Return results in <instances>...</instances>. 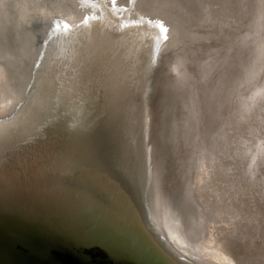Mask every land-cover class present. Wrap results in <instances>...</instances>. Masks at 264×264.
<instances>
[{"label":"water","instance_id":"obj_1","mask_svg":"<svg viewBox=\"0 0 264 264\" xmlns=\"http://www.w3.org/2000/svg\"><path fill=\"white\" fill-rule=\"evenodd\" d=\"M211 1L192 0L191 4L187 3L190 6H180L189 16H181L182 21L178 20V34L164 36L161 33L159 40H165L161 50H157V43L153 47L133 41L134 32L137 34L133 27H128L124 33H120L119 28L109 31L95 27L93 19L78 25V22L69 21L72 17L48 13L51 8L46 13L43 4L33 2L36 11L39 9L30 12L38 39L30 45L32 50L23 64L30 66V57L43 48L45 57L43 53L39 54L35 69L40 70L38 66L42 62L48 67L62 59L81 69L77 79L79 84L76 89L70 86L71 91L65 94L61 110L41 120L53 123L51 130L55 142L46 160H38L36 152L27 149L12 153L13 145L26 134V131L18 133L15 125L25 118L28 109L49 101L51 92L53 99L58 97V92L68 83H62V87L53 74L42 78L43 75L38 76V71L33 69L30 77L28 71L25 90L16 95L20 96L16 106L24 107L15 118L3 121L0 117V154L12 162L17 158L23 163L27 159L31 162L30 167L20 171L17 185H22L26 196H34L35 189L43 191L35 192L41 200L29 204L26 212H18L23 215L21 221L28 228L0 224V264H206L193 252L189 251L191 255L179 250L172 238L163 233L161 228L164 230V227L153 214L164 219L160 213L164 209L168 218L172 217L175 203L170 197L168 148L176 139L177 111L182 109L186 84L191 80L193 83L194 69L198 73L202 68L206 72L215 69L216 64L210 57L208 62L205 61L208 66L199 59L203 60L212 50L216 52L215 39L222 37L220 30L227 27L221 20L226 12L222 5L219 6L222 9L219 18L210 17L207 4ZM83 2L92 9L103 8L104 11V2ZM7 5L13 7V0H0V11ZM136 7H140V3ZM110 12L107 14L111 15ZM172 13L178 15L175 9ZM104 20V27L115 23L112 17L105 16ZM211 21L221 28L211 25ZM180 25L185 34H181ZM157 29L162 28H146L148 37L155 39ZM65 39L75 42L77 47L92 39L94 47H81L83 54L72 59L69 55H60L59 44ZM109 42L111 44L107 45ZM51 46L54 48L50 49ZM72 51L74 53L76 48ZM146 55L151 57L150 62ZM9 62V53H0V75ZM17 79H9L11 91L16 90ZM1 84L4 85L1 91L6 93V81L2 80ZM69 84L74 83L69 81ZM147 116L148 133L145 132ZM155 123L157 136L160 134L156 154L152 148ZM148 153L156 155L157 162L159 156L163 179L159 187L161 203L158 202V186L153 187L146 177ZM46 161L45 169L52 171L44 170V176L49 179L52 175V180L44 187V183L38 181L42 173L39 168L44 167ZM0 175V196L6 198H0L1 203L11 197L12 187L1 172ZM35 207L42 209L48 223L46 227L52 229V233L37 230L35 224L40 222L41 214L35 212ZM147 213H150L151 222L145 216ZM175 215L178 218L181 214Z\"/></svg>","mask_w":264,"mask_h":264},{"label":"rangeland","instance_id":"obj_2","mask_svg":"<svg viewBox=\"0 0 264 264\" xmlns=\"http://www.w3.org/2000/svg\"><path fill=\"white\" fill-rule=\"evenodd\" d=\"M211 2L210 17L222 5L227 27L215 69H194L185 86L169 148L170 197L180 195L177 219L201 209L199 243L217 262L264 264V0Z\"/></svg>","mask_w":264,"mask_h":264},{"label":"bare ground","instance_id":"obj_3","mask_svg":"<svg viewBox=\"0 0 264 264\" xmlns=\"http://www.w3.org/2000/svg\"><path fill=\"white\" fill-rule=\"evenodd\" d=\"M36 1L40 2L47 8V9L45 8L46 13L49 11V8H51V10L48 13L53 12L55 14H59L60 16H66L69 18L72 17L73 19H69V21H72L73 23L78 22V25L89 23L93 19V23L95 27L99 26V28L101 29L106 28V30L109 31H113L114 28H119L118 30L121 29L120 33H124L125 30L128 29V27H133L137 29V34H135V32L134 34L132 33L134 36L133 41H139V42L142 41L144 44H148V45L151 44L153 47H155V44L157 43V46H159L157 50H161L162 47L160 46L165 45V40L164 41L159 40L162 34H164V36L165 35L169 36L171 34L174 35L178 34L177 31V28L179 27L178 20H181V16L183 17H186V15L189 16V14L185 12L184 9L182 10L180 9V6L185 4L187 6H190L192 0H174V1L173 0H143L142 2L141 0H13V7L7 5L4 10L2 9L0 11V53L7 52L9 53L11 58V62L8 63L7 68L5 69V67H3V70L1 69L2 73L0 75V85H1L0 91L2 90V86H4L3 84H1V81L2 80L6 81L5 84L6 93L5 91L0 92V117H3L2 120L7 121L9 119L15 118L18 114V111H20L24 107V105L16 106V103L20 98V96H16V95H20V93L23 90H25L26 87L25 83H26L28 71L30 77L34 69V71H38L39 73L38 76L43 75L42 78L48 77L53 74L56 77L60 86H62V83L64 84L68 83L67 87L66 86L64 87L62 86L63 88L61 87L62 89L58 92V97H55L53 99V92H51L48 95V99L50 103H47L48 100L46 102L42 101L40 106H35L34 109H31L30 106L27 104V107H29L30 109L27 110L25 118L21 120L19 125H15L18 133L26 131V134L23 137V139L20 140L19 143L13 145L12 153L14 152L21 153L24 149H27L28 151H35L38 160L41 158L46 160L52 148L54 147V142H55L54 135L51 130V126L53 125V123L51 121H46L44 123L41 122V120L44 117L50 115L51 113L61 110L65 94L70 93L71 91L70 86L73 89H76L77 84H79L77 82V79L81 68L78 66L72 67L67 59H62L52 62V64L49 65L48 67L45 66L46 64L44 62H42L38 66L40 70L35 69V65L38 63L37 60L39 54L41 55V53L44 52L43 48L38 49L35 53V56L33 55V57H30L31 58L29 61L30 66L29 64L28 65L23 64V60H25V58L29 56L32 50L31 46L34 40L38 39L37 29L34 28V26H36V23L32 22L30 15V12L39 11V9L36 11V7L33 4V2ZM83 1H88L90 2V4L92 3L102 4L104 2L103 3L104 5H102L104 7V11L103 8L100 9L99 11L92 9L89 6H86ZM214 1L215 0H212L211 5ZM188 2L190 4H187ZM138 3H140V7L137 8L136 5ZM22 4H23V9L21 10L20 6ZM167 4L168 6H166ZM195 6L193 7L195 8ZM28 7L31 8L29 9ZM154 8H156V10ZM174 9L178 13V15L172 13ZM217 9L220 10L221 8L217 7ZM109 11H111L110 12L111 15L107 14ZM26 15L30 16L29 19L27 18ZM105 16L112 17L115 23L112 22L108 23V25L104 27ZM151 21H154L155 23L152 24ZM119 24H121L120 27ZM180 27L182 30L181 34H185L186 33L185 29L182 27V25H180ZM146 28L147 29L162 28V29L160 31H158V29L156 30L158 32H156V37H154L155 39H153L152 37L150 38L148 37V33H146L147 31ZM89 40L88 43H85L80 47H77L76 43L71 40L69 41H67L66 39L63 40L59 44L60 55L63 56L69 55V57H72V59L81 56V54H83L81 47H85L86 49H91L94 47L93 40L92 39ZM215 40H216L215 45L218 46V44L222 41V38H218ZM110 44L111 43L109 42L107 45ZM53 48L54 46L50 47V49ZM74 48H76V51L73 53L72 49ZM213 51L214 50L207 53L206 56L202 58L203 60H201L200 58L199 59L201 61L200 63H202V61L208 62L209 57H210V61H212L214 55ZM43 55L45 57V53H43ZM44 57L41 59H44ZM146 60L147 62H150L149 60H151V57L148 58V55H146ZM206 62L205 64L208 66V63ZM44 68L47 69L45 70V72H44ZM148 71L149 69L147 68V72ZM138 76L140 77V74ZM10 77L18 78L17 79L18 84L16 90L12 89L13 92L10 90L12 88V84H10L11 81L9 80ZM69 81H73L74 84H69ZM29 96L30 94L28 95V97ZM148 122H149V118L147 116V124L145 126L146 133H148L150 129L148 128L149 127ZM159 138H160V134H158L157 136V126L155 123L154 142H153L155 145H153L152 147L155 154L156 152L159 151V145H158ZM149 156H150L148 160L149 169H147L148 174L146 177H148L149 183H151L153 187L158 186V191H157L158 202L161 203V199H160L161 194L159 187L161 186V182L163 184V179L161 173V165L159 163V156H158V162L156 155L152 156L150 154ZM12 157H14V155H12ZM133 159L134 156L132 160ZM47 161L45 162V166L41 167L42 169L39 168V171L42 170V173H41V179H39L38 183L43 182L44 184L43 183L42 184L44 187H47L48 186L47 184H51V180H52V175L49 179H47L44 176V170H46L45 168L48 166ZM28 165L29 167L31 165L29 159H27L24 163L20 158L14 159L12 162L9 159L4 158L3 155L0 154V172L7 178L8 185L12 187L11 188L12 192L9 193L11 197L0 203V224L2 225L28 228L23 225L21 221L23 215L18 212H22V213L26 212L27 206L29 204H34V202L37 201L38 199L41 200V198L37 194H35V192L38 191L43 192L42 190L35 189L34 192H32V195L34 196H26L27 194L25 195V192L22 189V185H17L18 181L16 179L20 176V171H22L23 167H26ZM157 170L159 174H157ZM51 171H52L51 168L46 170V172L48 173H50ZM36 179L37 178L35 177V180ZM169 182L173 183L172 180ZM172 187H173L172 189L175 190V184ZM0 198L6 199L4 196H0ZM17 199H19L20 201H17ZM174 201L177 207H175V205L172 206L173 214L172 217H170V219L168 218V214H167L168 212L165 214L164 209L160 210V213L164 219H162L161 216L158 214H153V218L157 222H159L160 226L162 224L161 227H164L165 231L163 230V228H161L163 233L166 232L168 236L172 238L173 240L172 242L175 244V246H177L179 250H181L183 253L186 254L193 252V255L197 257L199 261H203V262L205 261L206 264H227L224 262L223 263L217 262L219 261L218 260L219 258L214 253V251L212 252L211 250L209 251L205 249L199 243L200 242L199 236H201V233L204 230V226H203L204 222L202 218L203 216L201 213V209L200 212L199 210L197 211L198 213L197 215H195V213L194 215H192L193 213L191 214L188 213L186 218L183 217V219L181 218L177 219V215L175 214H177V212H179L180 210V195L178 196L176 192H175ZM192 204L195 207V209H198L196 208L197 206L196 201L191 202V207ZM157 207H155L156 211L158 210ZM187 209H188L187 211L190 212L189 206L187 207ZM153 211L155 210L153 209ZM35 212L38 215L41 214L40 222H36L35 224L37 226V230L42 232L51 231L52 233V229L46 227L48 223H46V217L43 216L42 209L39 207H35ZM31 214L33 215L34 213ZM145 216L147 219L150 220V222L152 221L150 213L145 214ZM212 256L217 257V259L213 258L212 260L211 259Z\"/></svg>","mask_w":264,"mask_h":264}]
</instances>
